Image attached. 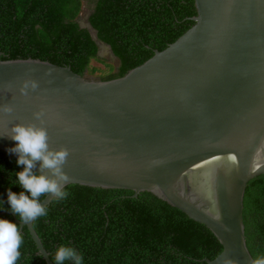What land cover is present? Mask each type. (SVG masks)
Masks as SVG:
<instances>
[{
	"label": "water",
	"instance_id": "obj_1",
	"mask_svg": "<svg viewBox=\"0 0 264 264\" xmlns=\"http://www.w3.org/2000/svg\"><path fill=\"white\" fill-rule=\"evenodd\" d=\"M195 5L193 27L121 78L0 57V107L13 108L0 111V150L17 160L11 127H44L50 149L69 150L64 188L151 193L217 238L223 251L207 264H254L243 209L248 183L264 175V0ZM25 81L38 85L27 95ZM33 222L16 219L52 264Z\"/></svg>",
	"mask_w": 264,
	"mask_h": 264
},
{
	"label": "trees",
	"instance_id": "obj_2",
	"mask_svg": "<svg viewBox=\"0 0 264 264\" xmlns=\"http://www.w3.org/2000/svg\"><path fill=\"white\" fill-rule=\"evenodd\" d=\"M93 4L88 22L96 39L78 22L82 0H0L1 59L41 60L84 76L97 60L101 42L119 62L115 73L111 69L101 77L109 81L165 50L195 25L192 18L198 15L195 0H93ZM16 161L0 150V219L15 224L20 220L10 209L7 192L24 191L10 175L23 170ZM64 191L66 198L53 199L47 215L33 222L52 264L61 245L82 255V264H207L223 251L206 226L151 193L134 197L129 190L80 185ZM243 219L250 254L254 261L264 259V175L247 185ZM18 229L23 243L16 264H47L28 228Z\"/></svg>",
	"mask_w": 264,
	"mask_h": 264
},
{
	"label": "clouds",
	"instance_id": "obj_3",
	"mask_svg": "<svg viewBox=\"0 0 264 264\" xmlns=\"http://www.w3.org/2000/svg\"><path fill=\"white\" fill-rule=\"evenodd\" d=\"M37 86L36 82L25 81L20 91L27 95L29 87L35 90ZM0 111L11 113L13 108L5 105L0 107ZM33 115L43 124L41 119L43 110ZM6 136L18 142L15 147L7 151L16 153L18 156L16 163L23 167L22 171L10 173V175L14 174L17 177L13 183H18L24 190L17 195L9 189L7 200L11 211L18 216L21 224H26L47 215L46 207L41 204L40 197L51 194L50 200L66 198L64 185L69 182L70 177L63 171V166L67 162L69 150L63 147L59 150L50 149L46 128L37 127L35 124H15ZM37 161L41 162L39 164L40 174L33 171L37 166ZM25 192L30 193V196ZM22 243L23 239L18 225L9 220L0 219V264H16ZM82 260V255L73 248L63 245L57 249L54 257L55 264H64L65 261L82 264ZM254 264H264V259H258L254 261Z\"/></svg>",
	"mask_w": 264,
	"mask_h": 264
},
{
	"label": "rangeland",
	"instance_id": "obj_4",
	"mask_svg": "<svg viewBox=\"0 0 264 264\" xmlns=\"http://www.w3.org/2000/svg\"><path fill=\"white\" fill-rule=\"evenodd\" d=\"M83 7L78 17V22L82 28L89 29L93 38L96 39V32L90 27L88 18L94 7L93 0H82ZM99 53L97 60H93L90 65V69L85 73L84 77L88 80H102V76L108 75L111 69L115 73L118 69L119 62L113 56L110 48L101 42H98ZM92 69H96L97 72L93 73Z\"/></svg>",
	"mask_w": 264,
	"mask_h": 264
}]
</instances>
